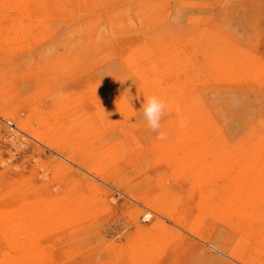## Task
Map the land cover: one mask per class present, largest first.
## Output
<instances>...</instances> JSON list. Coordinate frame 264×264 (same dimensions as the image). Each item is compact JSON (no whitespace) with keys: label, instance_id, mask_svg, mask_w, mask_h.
I'll list each match as a JSON object with an SVG mask.
<instances>
[{"label":"rangeland","instance_id":"374dc122","mask_svg":"<svg viewBox=\"0 0 264 264\" xmlns=\"http://www.w3.org/2000/svg\"><path fill=\"white\" fill-rule=\"evenodd\" d=\"M95 2V6L86 8L64 1L67 14L66 10L60 13L56 10L42 24L34 21L37 26H44L39 27L41 40L30 45L31 39H27L17 43L27 45L25 48L0 53V65L8 60L23 63L29 59L33 63L29 77L22 79L19 71L0 83V111L15 112L29 123L26 131L20 130L0 115V184L31 187L42 199L77 209L74 217L64 211L65 227L48 236L49 252L58 255L55 264H244L231 256L233 250L246 248L255 252L256 247H259L257 264H264L260 253L263 244L257 239L246 243L226 224L210 218L198 223L196 200L199 201L200 192L185 173L174 175L166 160L155 153L164 141L156 140L155 133L147 129L142 105L131 94L140 87L133 73L134 65H142L147 59H139L141 55L137 52L151 47L145 65L152 62L158 72L168 65L169 48L174 68L182 53H186L198 63L196 71L207 69V75L192 76L190 93L211 107L222 131L215 137L220 135L224 146L236 143L256 129H264V79L232 80L216 76L207 64L214 54L264 67V0ZM146 11H150V18L157 15L160 18L145 19L142 15ZM117 15L122 22L110 30L111 35L105 33L110 36L105 42L100 40V46L90 57L89 75L84 66H76V70L83 71L82 81L67 78L72 67L59 71L51 69L53 64L40 63L64 57L65 46L60 42L74 29L84 30L87 22L102 31L107 27L103 22L106 17L115 20ZM23 22L27 25L28 18ZM11 23L5 21L1 25L10 37L15 31L22 32ZM101 34L98 31L96 36L100 38ZM39 63L48 66L50 73L39 70L43 69L38 67ZM114 95L126 96L129 106L138 112L122 120L115 117L114 123L107 116L108 100ZM53 97H59L58 109L66 108L72 113L83 108L81 111L86 115L81 120L86 119L88 131L96 138L84 142L86 137H75L79 143L61 139L65 156L37 141L34 135L45 132L46 126H41L36 116ZM172 120L174 117L167 113L162 120V130L168 138L177 136L166 127ZM16 136L20 138L17 140ZM70 154H77L79 161L87 157L89 163L72 162L67 159ZM98 159L104 160L100 166L108 174V180L88 170ZM162 186L171 189L177 201L180 198L183 207L189 209L183 223L144 206L142 198L156 195ZM146 212L152 214L149 221L144 217ZM145 231L157 233L162 241L151 247L148 255L141 252L135 260L130 248L142 241Z\"/></svg>","mask_w":264,"mask_h":264},{"label":"bare ground","instance_id":"6f19581e","mask_svg":"<svg viewBox=\"0 0 264 264\" xmlns=\"http://www.w3.org/2000/svg\"><path fill=\"white\" fill-rule=\"evenodd\" d=\"M64 1L75 2L86 8L95 6L96 3L95 0H0V53H10L11 50L14 53L20 48H25L27 45L17 43L27 39L28 41L31 39L30 45L41 40L42 31L39 27L44 29V26H37L34 21L42 24L45 19L56 13V10L59 13L66 10L67 14ZM149 13L150 11H146L142 17L145 19L148 17L151 20L160 18V15H157V18L152 19ZM25 18L29 20L27 25L23 22ZM5 21L17 25L22 32L15 31L10 37L1 26ZM103 22L107 27L102 31L93 28L87 22L84 30L74 29L60 42V45L65 46V56L60 60L40 63L53 64L51 69L55 68L59 71L64 70L66 66L72 67L73 71L70 69L67 78L82 81L83 71L76 70V66H84L89 75L92 66L91 55L100 46V40L105 42V39L110 37L105 33L111 35L110 30L122 22V17L117 15L114 20L112 16H107ZM98 31L102 33L100 38L96 36ZM150 48L148 51L146 49L138 51L137 55H141L139 59H148L151 56ZM169 50L168 48L169 55L166 58L169 61L168 65L161 71L156 72L152 62L145 65L147 59L142 62V65L136 63L133 71L140 81V87L133 90L131 94L142 106L147 97L156 95L166 102L175 101L181 106L183 114L188 117V127L181 130L177 126L178 117L174 109L166 111L169 116L174 117V120L170 121L166 127L169 131H175L177 136L165 140L158 150L155 149V153L159 158L166 160L167 167L173 170L174 175L182 176L185 173L194 182L201 195L199 201L196 200L199 211L198 223H203L205 218H210L216 223L226 224L236 233L238 239L246 243L257 239L260 245L263 244L260 253L264 258V129H256L236 143L230 142L224 146L225 141L221 140L220 135L219 138L215 137L221 128L211 107L207 106L204 99L190 93L192 76L207 75V69L196 71L195 66L198 63L195 60L191 61L186 53H182V57L174 68L170 64L173 57ZM40 63L37 65L43 69L39 70L50 73L49 67L42 66ZM207 64L210 66L208 69L213 70L216 76L221 75L232 80L264 79V67L241 60H227L225 56L213 54L209 57ZM32 67L33 63L29 59L23 63L18 60H8L0 65V83L6 82L7 77L17 75L19 71H22L19 75L25 79L30 76L28 72ZM173 74L176 76L170 78L169 76ZM164 77H168L166 81H162ZM125 97L120 98L117 95L109 97L108 115H106L112 118L114 123H116L113 120L115 117L122 120L125 116L138 112L129 106V100ZM4 100L7 101L5 98ZM58 100L59 97L51 98V102L44 105L46 108L42 107V110H39L36 116L37 122L46 128L44 133L37 132L34 135L37 141L46 147L56 149L65 156L66 152L61 146V139L79 143L75 137H86L84 142L87 138L93 137L94 140L96 138L88 131L86 119L81 120L86 115L81 111L83 108L69 113L66 108L58 109L60 106ZM0 115L7 118L8 123L14 122L17 129L26 131L29 128V123L23 121L15 112L1 110ZM91 126L94 129V124ZM16 138L18 140L20 137L16 136ZM35 146L42 151L39 145ZM114 153L116 154V151ZM67 159L83 165L89 163L87 157L79 161L77 154L67 155ZM95 162L96 164L90 165L88 170L95 171L99 177L108 180V174L103 173L100 166L104 164V160L98 159ZM226 166L229 167L226 168ZM159 190L156 195L147 194L142 198L144 206L162 216H169L176 223H183L188 209L186 206L183 207V201L180 198L177 201L169 188L162 186ZM76 210H71L54 200L42 199L31 187L22 188L15 184L3 187L1 183L0 264H55L58 255L54 251L49 252L50 246L46 245L48 236L59 233L65 227L64 211H69L74 217ZM144 217L149 221L152 214L146 212ZM161 241L157 233L145 231L142 241L130 248L132 257L137 260L141 252L148 255L150 248L156 243L160 245ZM245 249L233 250L232 254L235 253V255L231 254V256L244 264H257L255 257L259 247H256L255 252Z\"/></svg>","mask_w":264,"mask_h":264},{"label":"clouds","instance_id":"9594fccd","mask_svg":"<svg viewBox=\"0 0 264 264\" xmlns=\"http://www.w3.org/2000/svg\"><path fill=\"white\" fill-rule=\"evenodd\" d=\"M169 109H174L178 119L177 126L183 130L188 127V117L183 114V110L175 101H165L156 95L147 97L142 106V117L146 121L147 129L155 133V139L165 141L168 135L162 130V120Z\"/></svg>","mask_w":264,"mask_h":264}]
</instances>
